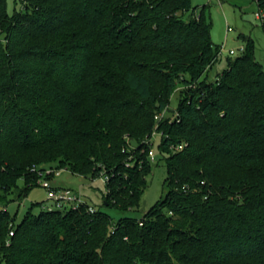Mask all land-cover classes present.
<instances>
[{
  "label": "trees",
  "instance_id": "16d2710c",
  "mask_svg": "<svg viewBox=\"0 0 264 264\" xmlns=\"http://www.w3.org/2000/svg\"><path fill=\"white\" fill-rule=\"evenodd\" d=\"M20 1L10 13L0 0V264H264V66L254 40L211 80L221 50L207 5ZM175 93L178 117L159 127L166 194L141 218L81 206L15 222L7 205L38 185L33 164L106 172L104 205L138 208L152 172L144 140Z\"/></svg>",
  "mask_w": 264,
  "mask_h": 264
},
{
  "label": "rangeland",
  "instance_id": "374dc122",
  "mask_svg": "<svg viewBox=\"0 0 264 264\" xmlns=\"http://www.w3.org/2000/svg\"><path fill=\"white\" fill-rule=\"evenodd\" d=\"M7 1L10 13H13L15 9L20 10L22 8L20 0L17 2L16 0ZM192 2L193 7L197 8V13L200 7L207 5L206 17L212 25V40L221 50L219 61L210 73L211 80H214L218 73L228 69L229 58H236L244 53L240 48L241 46L246 48L247 38L254 40L255 58L264 66V26L263 21L256 15V12L261 8L257 0H192ZM192 11L187 13V17L191 16ZM231 49L235 50V54L230 53ZM178 101L179 95L175 93L169 105L172 113L176 109ZM160 142V136H156L153 140L152 149L156 153V160L152 162V172L147 176V185L140 205L136 209L120 211L114 207H106L104 205L106 186L102 177L84 176L64 168L59 175L54 177V181L57 186L81 190L90 204L97 209L107 211L114 221L123 216L141 218L166 194L164 184L168 176V168L166 159L159 149ZM129 144L134 147L136 143L131 139ZM43 165L61 168L57 166L56 162L44 163ZM20 184L23 187V181H20ZM12 199L8 203L7 209L15 218L16 223L21 222L28 211L31 210L38 214L43 210L44 205H52L47 189L40 185L33 187L28 194L20 199L16 195L12 196Z\"/></svg>",
  "mask_w": 264,
  "mask_h": 264
},
{
  "label": "built area",
  "instance_id": "2783aa9c",
  "mask_svg": "<svg viewBox=\"0 0 264 264\" xmlns=\"http://www.w3.org/2000/svg\"><path fill=\"white\" fill-rule=\"evenodd\" d=\"M256 15L259 19L264 21V7L259 8V10L256 12ZM231 30V28H229ZM241 50L244 51V46H241ZM221 53V51H220ZM219 53V56H220ZM231 54H235V50H230ZM180 89V87H179ZM172 110L169 109V107H166L163 111L157 113L155 115L156 124L155 127L151 133L145 140L144 144L145 146L142 149V152H145L147 157L153 162L156 160V153L152 149L153 140L156 136H160L161 138L165 135L162 130L159 129L161 121L165 118H169V121H173L178 117V113H176L175 109L173 113ZM169 114H171L169 116ZM132 145L129 144L128 151L131 150ZM188 146V142L183 141L177 144H173L170 146V148L174 151H180L185 149ZM131 147V148H130ZM126 149H123L125 151ZM133 154H130L128 157L127 165H133ZM64 170V168H57L55 166H49V165H43V164H33L30 167V171L35 173L37 175V184L45 187L48 191L49 200L52 201V205H44L43 208L49 211H52L54 209H78L81 206H86L87 210L91 213H94L97 211V208L90 204L85 198L86 196L83 194L81 190H74L69 187H61L56 186L54 184V177L56 175H59L61 171ZM104 181L105 185L110 182L111 175L102 172L101 176ZM105 192H108V189L106 188ZM2 208V205H0V209ZM142 224V222H141ZM14 234V230L12 229L10 231V235Z\"/></svg>",
  "mask_w": 264,
  "mask_h": 264
},
{
  "label": "crops",
  "instance_id": "0c3cea01",
  "mask_svg": "<svg viewBox=\"0 0 264 264\" xmlns=\"http://www.w3.org/2000/svg\"><path fill=\"white\" fill-rule=\"evenodd\" d=\"M54 184L56 185L55 181H54ZM57 186V185H56Z\"/></svg>",
  "mask_w": 264,
  "mask_h": 264
}]
</instances>
